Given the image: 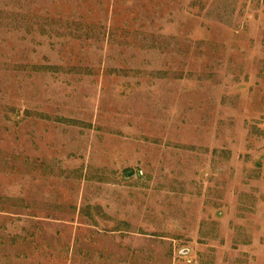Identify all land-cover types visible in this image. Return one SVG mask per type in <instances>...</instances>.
<instances>
[{
    "label": "rangeland",
    "instance_id": "obj_1",
    "mask_svg": "<svg viewBox=\"0 0 264 264\" xmlns=\"http://www.w3.org/2000/svg\"><path fill=\"white\" fill-rule=\"evenodd\" d=\"M0 264H264V0H0Z\"/></svg>",
    "mask_w": 264,
    "mask_h": 264
}]
</instances>
